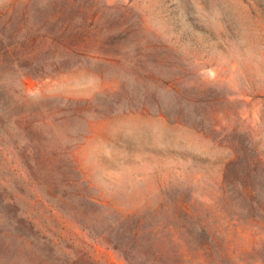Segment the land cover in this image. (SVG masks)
I'll use <instances>...</instances> for the list:
<instances>
[{
  "label": "rangeland",
  "instance_id": "374dc122",
  "mask_svg": "<svg viewBox=\"0 0 264 264\" xmlns=\"http://www.w3.org/2000/svg\"><path fill=\"white\" fill-rule=\"evenodd\" d=\"M7 52L0 264L264 259V0H0Z\"/></svg>",
  "mask_w": 264,
  "mask_h": 264
},
{
  "label": "trees",
  "instance_id": "16d2710c",
  "mask_svg": "<svg viewBox=\"0 0 264 264\" xmlns=\"http://www.w3.org/2000/svg\"><path fill=\"white\" fill-rule=\"evenodd\" d=\"M17 56L16 55H13V54H10V52H7L6 54H3L0 56V63H4L6 62L8 59H11V58H16ZM37 121L36 120H33L32 117L30 116H26V115H22V116H19L18 117V121L17 123L20 124V125H25V127L23 128L24 131H28L31 129V127L34 125V123H36ZM32 148V147H31ZM32 151H33V148H32ZM31 151V152H32ZM35 153H33L34 155ZM70 156V155H69ZM227 181V180H226ZM235 188H236V194L238 195V197L242 198V199H245L248 203H249V206H253V204L256 205L255 203V191L254 189L251 187L250 183H249V180L247 179L246 181H241L238 184H235ZM250 206V207H251ZM259 207V206H258ZM262 210V214L264 216V209H261ZM189 212H187L188 214ZM195 218L194 215H189L188 216V219L190 220H193ZM139 223H141V220L138 221ZM262 222L264 223V217H263V220ZM138 228V226H137ZM261 247L264 248V243L261 244ZM205 250H206V253L208 254L207 255V258L208 260L210 261L211 264L215 263V264H225L223 262V253H221V251H219V261H213L212 260V254H211V250L208 248V247H205ZM242 264H248V263H245V261H241ZM250 264H264V259L263 257H258L256 259L255 262L253 263H250Z\"/></svg>",
  "mask_w": 264,
  "mask_h": 264
}]
</instances>
